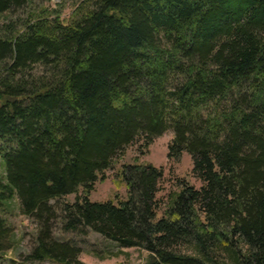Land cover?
Wrapping results in <instances>:
<instances>
[{
	"label": "trees",
	"instance_id": "obj_1",
	"mask_svg": "<svg viewBox=\"0 0 264 264\" xmlns=\"http://www.w3.org/2000/svg\"><path fill=\"white\" fill-rule=\"evenodd\" d=\"M25 1L0 0V13ZM78 7L21 30L0 21V209L17 194L40 222L29 257L85 264L80 245L50 231L61 207L65 230L141 246V264H264V0ZM168 129V155L189 151L198 186L182 179L161 200L164 167L134 161L125 198H90L123 147Z\"/></svg>",
	"mask_w": 264,
	"mask_h": 264
},
{
	"label": "rangeland",
	"instance_id": "obj_2",
	"mask_svg": "<svg viewBox=\"0 0 264 264\" xmlns=\"http://www.w3.org/2000/svg\"><path fill=\"white\" fill-rule=\"evenodd\" d=\"M80 0H27L20 7L13 10H4L0 13V21L7 25L13 24L20 30L23 28L29 16H37L39 13H47L56 10L60 17L67 19L79 8ZM174 131L168 129L159 135L151 138L148 147H143L140 140H137L118 153L111 161L109 168L105 170L102 177H98L95 186L89 191L92 200H103L112 198L118 200L128 195L126 181L121 173L124 163L149 162L163 166V179L159 184L158 196L162 200L172 190H178L182 179L190 180L191 183L199 185L201 180L194 176L192 160L189 151H184L179 157L168 155V145L172 140ZM6 162L0 154V179L5 180ZM78 193H82L81 187ZM77 193L72 192L62 196L60 199L52 200L56 207L62 201L75 200ZM21 199L13 194L1 204V213L8 224V236L5 238L3 249L0 253V264H60L53 259H35L29 257L35 247V239L40 222L34 216L27 215L21 209ZM56 216L50 218L52 235L62 241H72L80 245L82 250L78 257L85 264H141L149 259V252L141 246H122L115 240L106 238L103 233L87 228L85 232L77 230H65L61 217V207L57 208ZM161 213L159 210L158 215Z\"/></svg>",
	"mask_w": 264,
	"mask_h": 264
}]
</instances>
